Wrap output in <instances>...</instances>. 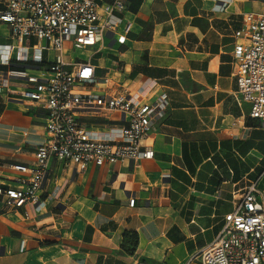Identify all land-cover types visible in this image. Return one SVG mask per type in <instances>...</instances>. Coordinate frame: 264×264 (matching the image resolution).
Listing matches in <instances>:
<instances>
[{
	"label": "crops",
	"instance_id": "0c3cea01",
	"mask_svg": "<svg viewBox=\"0 0 264 264\" xmlns=\"http://www.w3.org/2000/svg\"><path fill=\"white\" fill-rule=\"evenodd\" d=\"M121 1L114 13L120 31L130 24L125 42L106 38L81 50L96 74L102 70L101 85L110 77L117 91L152 78L168 93L165 116L143 141L154 156L81 172L51 157L39 203L10 209L0 196V264H201L191 257L216 237L232 192L257 181L264 201V124L238 98L233 52L243 14L264 12V0ZM8 43L9 26L0 21V45ZM72 52L66 59L77 61ZM46 65L18 61L16 50L6 62L0 53L3 72L28 67L45 75ZM120 117L104 113L90 125L106 131ZM45 118L38 103L0 93L3 188L23 176L14 165L34 162Z\"/></svg>",
	"mask_w": 264,
	"mask_h": 264
},
{
	"label": "built area",
	"instance_id": "2783aa9c",
	"mask_svg": "<svg viewBox=\"0 0 264 264\" xmlns=\"http://www.w3.org/2000/svg\"><path fill=\"white\" fill-rule=\"evenodd\" d=\"M121 0H0V21L8 24L13 43L0 45L8 62L16 50L21 62L44 63L46 74L28 67L0 70V93L38 103L46 109V139L32 163L14 165L23 173L0 196L10 209L39 203L51 157L73 163L77 172L126 159L152 158L154 148L143 143L154 123L165 116L169 97L156 79L138 88L112 90L110 77L97 81L91 57L68 61L67 51L95 47L106 38L124 43L130 24L120 31ZM238 98L250 104V116L264 124V12L246 11L233 33ZM53 51L52 60L45 53ZM19 83L14 87L13 83ZM99 87V88H98ZM101 87V88H100ZM118 113L121 125L94 130L93 116ZM59 187L45 199L55 202ZM258 182L232 192L233 209L223 216L216 237L191 259L201 264H264V201ZM136 198L130 197L134 206ZM20 249H25L21 239Z\"/></svg>",
	"mask_w": 264,
	"mask_h": 264
},
{
	"label": "rangeland",
	"instance_id": "374dc122",
	"mask_svg": "<svg viewBox=\"0 0 264 264\" xmlns=\"http://www.w3.org/2000/svg\"><path fill=\"white\" fill-rule=\"evenodd\" d=\"M72 53H73L72 56H74V58H80V59L85 58V55L87 54L85 50H81V49L75 50ZM95 62H100L98 56H95ZM102 76H103V72L99 68L97 70V81L101 80ZM246 107L249 108V105H246Z\"/></svg>",
	"mask_w": 264,
	"mask_h": 264
}]
</instances>
